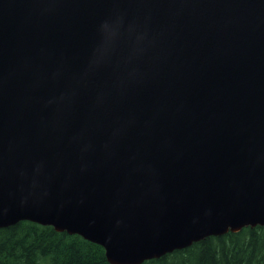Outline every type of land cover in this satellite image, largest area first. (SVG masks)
<instances>
[{
  "label": "water",
  "instance_id": "95a60500",
  "mask_svg": "<svg viewBox=\"0 0 264 264\" xmlns=\"http://www.w3.org/2000/svg\"><path fill=\"white\" fill-rule=\"evenodd\" d=\"M141 264L264 226V0H0V228Z\"/></svg>",
  "mask_w": 264,
  "mask_h": 264
},
{
  "label": "trees",
  "instance_id": "16d2710c",
  "mask_svg": "<svg viewBox=\"0 0 264 264\" xmlns=\"http://www.w3.org/2000/svg\"><path fill=\"white\" fill-rule=\"evenodd\" d=\"M0 264H110L102 246L23 220L0 228ZM141 264H264V226L208 236Z\"/></svg>",
  "mask_w": 264,
  "mask_h": 264
}]
</instances>
